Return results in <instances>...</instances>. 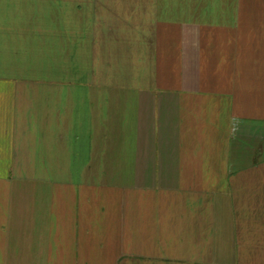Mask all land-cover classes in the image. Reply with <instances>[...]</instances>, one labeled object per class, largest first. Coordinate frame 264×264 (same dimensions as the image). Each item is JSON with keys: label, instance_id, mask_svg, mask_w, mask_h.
I'll return each mask as SVG.
<instances>
[{"label": "crops", "instance_id": "crops-1", "mask_svg": "<svg viewBox=\"0 0 264 264\" xmlns=\"http://www.w3.org/2000/svg\"><path fill=\"white\" fill-rule=\"evenodd\" d=\"M0 264H264V0H0Z\"/></svg>", "mask_w": 264, "mask_h": 264}]
</instances>
